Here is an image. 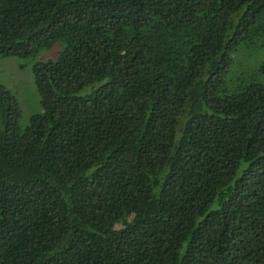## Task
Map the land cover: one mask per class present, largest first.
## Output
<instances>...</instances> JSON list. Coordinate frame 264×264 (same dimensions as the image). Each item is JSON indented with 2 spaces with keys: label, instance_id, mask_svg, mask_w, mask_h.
Instances as JSON below:
<instances>
[{
  "label": "trees",
  "instance_id": "obj_1",
  "mask_svg": "<svg viewBox=\"0 0 264 264\" xmlns=\"http://www.w3.org/2000/svg\"><path fill=\"white\" fill-rule=\"evenodd\" d=\"M6 57L0 264H264V0H0Z\"/></svg>",
  "mask_w": 264,
  "mask_h": 264
},
{
  "label": "rangeland",
  "instance_id": "obj_2",
  "mask_svg": "<svg viewBox=\"0 0 264 264\" xmlns=\"http://www.w3.org/2000/svg\"><path fill=\"white\" fill-rule=\"evenodd\" d=\"M54 52L55 50L40 54L42 57H53ZM33 61L35 59L16 57L0 59V85L16 98L20 109V127L27 124L31 114L39 112V97L31 74Z\"/></svg>",
  "mask_w": 264,
  "mask_h": 264
}]
</instances>
